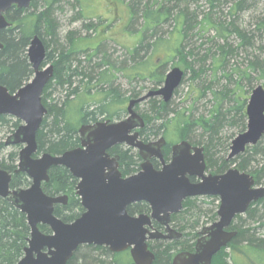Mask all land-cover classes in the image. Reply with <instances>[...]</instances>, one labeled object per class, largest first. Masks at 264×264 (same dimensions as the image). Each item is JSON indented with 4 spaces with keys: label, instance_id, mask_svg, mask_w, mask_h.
<instances>
[{
    "label": "trees",
    "instance_id": "trees-1",
    "mask_svg": "<svg viewBox=\"0 0 264 264\" xmlns=\"http://www.w3.org/2000/svg\"><path fill=\"white\" fill-rule=\"evenodd\" d=\"M63 1L33 0L28 9L13 7L5 15L11 26L0 32V42L4 45V49L0 51V84L8 88L9 91L15 92L33 77L34 72L29 63L27 51L34 36H38L43 41L47 50L43 67L46 65H53L54 67V75L42 95V102L47 109V114L37 134L38 152L36 156L44 153L58 156L79 147V129L83 125L97 123L100 117H102L101 121H112L115 117L118 118L117 121L121 120V115L116 112L115 107L124 103L122 92L112 83L113 77L110 75V71H99L102 66H112L108 56L104 55L99 64L92 65L89 62L87 65H82V62L76 57L78 53H75L72 45V49H66L58 43V23L54 18V12ZM198 1L175 0L172 6L161 5L156 8L146 7L138 10L141 13L144 31L141 32L142 36L138 45L129 52L132 66L129 67L128 77L131 82L149 80L155 86L154 88L161 86L167 74L168 61L158 62L159 59H157L151 63L149 60L143 61L140 55L142 52L149 54L163 44H169L170 48H173L180 58L185 71L193 73V81L201 87V97L209 95L212 98L211 109L209 112L197 116L192 111L173 109L172 100L165 103L163 100L156 101V98L150 99L149 102L153 104H151L150 114L144 118L145 129L140 132V136L142 139L146 136V139L143 140L147 141L150 137L162 135V137L176 138L192 145L203 146L207 170L222 174L238 162L237 169L242 173L251 175L256 185H261L264 181V146L261 144L262 140L255 147H248L244 154L233 160H227L231 142L237 135L245 132L247 128L246 109L248 100H242L238 93L243 89L241 83L247 81L251 86L257 80L263 81L264 84V61L260 57L250 56L248 66L243 71L228 69L231 62L230 57L234 54L235 49L228 40L234 35L241 40L242 47L246 46L252 50H255V41L257 40L254 34L246 35L238 26L228 25L226 20L216 19V15L213 13L204 15L202 20L198 21V15L190 11L191 3H198ZM248 1L234 2L233 8L240 11ZM209 3L212 9L221 6L220 0H209ZM167 24H170L172 29L167 40L164 41L161 37L151 43L145 40L149 31H151V36H156L159 30ZM87 28L94 29L95 27L88 25ZM196 29L200 34L213 32V37H211L213 44L210 48L204 49L206 45L197 47L194 44L192 34ZM258 30L263 34L262 38L264 36V22L259 24ZM71 35L68 38L70 43L73 42ZM48 40L54 44V47L51 48ZM258 50H263V47ZM208 72H212L214 76L222 73L223 78L235 80L234 88H214V82H208L206 79ZM253 74L257 77L256 80ZM186 75L187 73L184 72V79ZM93 81H96L95 85H93ZM97 87L100 89V93L93 95V88L96 89ZM58 91L64 94L63 99L53 100V94ZM72 96L74 98L70 99ZM140 97V93L134 92L130 101ZM90 99L93 100V103L89 101ZM94 104L98 107H94ZM106 114L108 117H104ZM19 124L20 121L0 115V128L17 129ZM228 126L235 127L236 133L224 137L222 133ZM4 148L5 143H0V158ZM124 148V146L116 147L113 152L119 155L120 171L123 177H127L140 171L141 158L138 153H134L133 149L124 150ZM170 149L171 147L168 146L164 151L167 159L170 156ZM16 159V153H10L7 159L1 158L0 169L13 173L17 169ZM77 184L78 180L67 169L53 167L49 171V182L42 185L46 195L68 197L66 206L57 205L54 209V215L64 223L74 222L84 212L80 199L76 195ZM29 186L30 181L24 173L13 175L11 189ZM199 200L200 198L188 199L185 201L183 209L189 210L191 208V210L201 213L200 207L195 205ZM214 200L219 203L218 199ZM218 207V205L215 206L212 222L216 221ZM127 210L130 215L148 214L150 212L149 206L145 203L131 205ZM262 211H264V199L253 203L245 215L236 217L231 229L236 231L237 235L231 243L245 239L254 232L250 227L243 229L242 224L246 220L261 218ZM244 216H246L245 220H243ZM175 218L176 216H173L172 222L176 221ZM198 226V221H194L193 228ZM39 228L44 234L50 233L47 226H40ZM181 228L184 229L182 226ZM30 232L26 216L7 199L0 198V264H17L23 258L24 249L28 246ZM198 236L199 233H195L196 241ZM185 238L183 233L182 239L172 243L157 242L156 249L155 246L149 245L156 256L153 264H172L177 253L193 252L196 241L191 245ZM248 244L255 247L261 246L264 249V241H251ZM180 245L181 247L177 250V246ZM83 249L89 250L93 254L96 252L104 253L110 259V264H134L127 256L128 254H125L126 252L113 254L107 248L96 246L79 247L69 264H77V255ZM224 249L216 254L212 264H227ZM250 252L255 256L260 257L261 255L257 248L250 249ZM86 255L83 254L82 256L83 259L85 258L84 264H87L89 259L92 264H107L99 258H90Z\"/></svg>",
    "mask_w": 264,
    "mask_h": 264
},
{
    "label": "water",
    "instance_id": "water-1",
    "mask_svg": "<svg viewBox=\"0 0 264 264\" xmlns=\"http://www.w3.org/2000/svg\"><path fill=\"white\" fill-rule=\"evenodd\" d=\"M32 1L0 0V32L11 26L5 17L11 8L28 9ZM3 49L0 42V51ZM46 55L43 41L34 36L27 52L33 78L15 92L0 84V115L22 122L6 142L23 146L15 174L24 173L31 181L26 189H11L12 174L0 170V198L7 199L26 216L31 230L24 256L17 264H69L81 246L106 247L113 254L130 250L134 264H153L156 256L148 242L177 241L183 237L171 227L172 215L182 211L183 203L189 198L218 197V220L200 231L194 252L177 253L172 260V264H212L216 254L237 235L236 231L227 230L235 217L263 199L264 188L256 187L251 175L236 168L221 175L207 174L204 149L192 148L187 141L173 146L171 161L166 163L163 137L155 143L140 140L138 130L145 127V122L136 106L154 97L170 102L183 82L184 71L171 69L160 89L131 100L126 119L83 125L79 129V147L58 156L44 153L34 158L38 152L37 134L47 114L42 95L54 75L52 65L43 67ZM246 115V131L232 141L228 161L258 145L264 137L263 86L253 90ZM116 145L138 151L143 163L137 174L122 176L118 158L108 154ZM152 158L162 162V169L153 167ZM53 167H64L78 180L76 195L84 212L72 223H64L54 215L56 205H67V196H49L42 189V183L49 182ZM190 178L199 183H191ZM136 203H147L151 214L130 216L127 208ZM153 222L164 230H154ZM40 225L47 226L50 234L42 233Z\"/></svg>",
    "mask_w": 264,
    "mask_h": 264
},
{
    "label": "rangeland",
    "instance_id": "rangeland-1",
    "mask_svg": "<svg viewBox=\"0 0 264 264\" xmlns=\"http://www.w3.org/2000/svg\"><path fill=\"white\" fill-rule=\"evenodd\" d=\"M237 1L240 0H220L221 6L217 7L216 9H212L209 0H199L198 3H191L190 11L198 15V21H201L204 15L213 13L216 15V19H222L223 21L226 20L228 25L233 24L238 26L240 30L245 32L246 35H249L250 33L254 34V37L257 40L255 41V50H252L246 46L242 47L241 40L234 35L228 40L229 43L235 48L234 54L230 57L231 62L228 66V69H240L243 71L248 66L249 57L252 55H254V57H260V59L264 61V36L261 38L263 34L258 30L259 24L264 22V0H249L240 11L233 8V3ZM174 2L175 0H64L54 12V18L58 23V43L66 49L73 48L74 51H76L75 53H78L76 57L79 58V60L82 62V65H87L89 62H91L92 65L99 64L101 63V59L104 55L109 57V61L112 66H102L99 71H110V75L113 77L112 83L114 84V87L119 88L122 92L124 103L115 107L116 112L121 115L122 120L126 119L128 116L127 107L134 92L140 93L141 96H144L152 90H158L163 85L162 84L161 86L154 88L155 86L149 80H134L131 82L128 77L129 67L132 66L129 52L138 45L142 36L141 32L144 31V26L142 27V18L140 17L141 13H139L138 10H142L146 7L156 8L161 5L172 6ZM88 25H92L95 28L89 29L87 28ZM170 31H172L170 24H167L161 30H159L156 36H151V31H149L145 40H148L151 43L157 40V38L161 37V39L165 41L168 39ZM69 35H71L73 38V42L71 41V43L68 40ZM192 35L194 36L192 37L193 42L197 47L206 45L204 47V49H206L210 48L213 44L211 40V37H213V32L210 34H200V32L196 29L193 31ZM48 42H50V40H48ZM49 44L51 48L54 47V44L51 42ZM260 47H263V50H258ZM140 57L143 58V61L149 60L151 63H154L157 59H159L158 62L168 61L167 72L174 67H178L187 73L184 81L172 98L171 103L173 109H177V111H192L197 116L210 111L212 98L209 97V95L203 98L201 97V87L199 84H197V82L193 81V73L190 71H185L180 58L176 55L175 50L170 48L169 44H163V46L157 48L156 51H152L149 54L142 52ZM208 63L210 65V62ZM222 75V73H218L216 76H214L212 72H208L206 79H208V82H214V88L223 89L226 87L228 89H233L235 80L223 78ZM253 77L255 80L257 79L254 74ZM95 82L96 81H93V85L96 84ZM241 84L243 89H241V91L238 93L241 95L242 100L247 99L249 101L253 90L257 86H263L264 88L263 81L256 80L251 86L247 83V81H244ZM96 93H100V89L98 87L96 89L93 88L92 94L95 95ZM101 94L103 95V93ZM63 95L64 94L60 93V91L55 92L52 96V99H63ZM73 98L74 96L70 97V99ZM158 100H162V98H156V101ZM89 101L93 103L92 99ZM151 104L153 103L147 100L136 107L137 114L140 115L143 120L146 118V116H148V114H150L149 111ZM94 105V107H98V105ZM104 117H108V115L106 114ZM117 119L118 118L115 117L112 121H117ZM101 120L102 117L98 119V121ZM21 124L22 123L20 122L19 126ZM15 130V128L12 129L8 127H1L0 143H6L9 141L10 135H12ZM233 133H236V128L228 126L225 128L222 136L227 137ZM160 137H162V135L150 137V139L145 141L143 140L146 139L145 136L143 139L140 138V140L145 143H155ZM164 138L167 141V145L170 147L181 142V140H177L176 138ZM261 144L264 146V138L262 139ZM22 147L23 146L16 147L14 145L5 146L1 154V158L5 157L7 159V156L10 153H16L17 166L19 163V152ZM124 147V150L128 149V147ZM134 153H138V151L134 150ZM41 155L42 154L36 157H40ZM142 163L143 160L141 159V162L139 163V169L141 168ZM237 166L238 162L236 165L234 164L230 166V169H237ZM208 173L213 175H221L216 174V172L213 170H208ZM258 186L264 188V181ZM214 199H217V197H200V200L197 201L195 205L200 207L201 213L195 212L196 210H191V208L189 210L183 209L179 214L175 215L176 221L171 222V227L177 232H182V234L184 233L186 237L185 240L191 243V245L196 241L194 238L195 233H199L204 227L215 222H212L214 217L213 214L215 212V206H219L220 202L216 203V200ZM261 215L262 217L256 220H246L243 222V229L244 227L247 229L250 227L254 230L253 233L246 237L247 240H245L246 238L240 239L231 243L227 248L224 249L227 264H264L263 247H255L251 244H248L251 241H264V211L261 212ZM245 217L246 216L243 217V220L246 219ZM186 218L187 220H184ZM215 220H218L217 214ZM194 221H198L199 223V226L197 228L195 227V229L193 228ZM260 224L261 226H259ZM181 226L184 227V229L181 228ZM157 242L172 243L174 241H150L149 245L152 247L155 246L156 249ZM180 247L181 245L177 246V250H179ZM249 248L259 249L261 252L260 257L257 255H252ZM107 250L109 251V249ZM83 254H87L86 256L90 258H99V260L105 261L107 264H110L111 262L104 253L96 252L93 254L90 253L89 250L83 249L77 255V264L85 263V258L83 259L82 257ZM125 254H128L127 256H129V258L132 260L129 251H126ZM87 264H92L90 259L88 260Z\"/></svg>",
    "mask_w": 264,
    "mask_h": 264
},
{
    "label": "flooded vegetation",
    "instance_id": "flooded-vegetation-1",
    "mask_svg": "<svg viewBox=\"0 0 264 264\" xmlns=\"http://www.w3.org/2000/svg\"><path fill=\"white\" fill-rule=\"evenodd\" d=\"M6 15V14H5ZM6 17V16H5ZM47 51V50H46ZM53 66V65H52ZM11 92V91H10ZM154 98H157V97H154ZM154 98H150V99H154ZM150 99H148V100H150ZM138 106V105H137ZM136 106V107H137ZM135 110H136V108H135ZM2 116H7V115H2ZM7 117H10V118H12V119H15L14 117H11V116H7ZM15 120H17V119H15ZM122 120V119H121ZM121 120H119V121H121ZM18 121V120H17ZM99 122V121H98ZM101 122H106V121H101ZM110 122H112V123H115L116 121H110ZM87 125H90V124H87ZM145 128V127H144ZM143 128V129H144ZM143 129H141V130H139V133L143 130ZM140 135V134H139ZM140 138H141V136H140ZM142 139V138H141ZM182 142V141H181ZM189 143V142H188ZM190 144V143H189ZM191 146H192V148H195V147H198V148H203L204 149V158H205V148L202 146H196V145H192V144H190ZM6 146V145H5ZM119 146H125V145H116V146H114L112 149H110L109 151H108V154L110 155V157H112V158H118V163H119V170H120V158H119V155H117L115 152H113V150L116 148V147H119ZM168 147V145H167V143H166V145L165 146H163V148H162V155H163V157H164V159H165V162L166 163H170V161H171V157H172V148H173V146L171 147V149H170V156H169V158L167 159V158H165V155H164V151H165V149ZM205 162H206V160H205ZM151 163H152V165H153V167L156 169V170H160V169H162V167H163V165H162V162L160 161V160H158L157 158H152L151 159ZM206 168H207V164H206ZM52 169V168H51ZM50 169V170H51ZM0 170H3V169H0ZM49 170V171H50ZM207 170V169H206ZM3 171H6V170H3ZM8 172V171H7ZM121 172V171H120ZM8 173H10V172H8ZM206 173L207 174H211V173H208V170L206 171ZM10 174H12V173H10ZM12 177H13V174H12ZM190 182L191 183H199V181H197V179H195V178H190ZM12 181V180H11ZM255 186L256 187H258V188H263V187H259L258 185H256V183H255ZM204 198H212V197H204ZM189 199H195V198H189ZM218 199V198H217ZM264 199V198H263ZM188 200V199H187ZM186 200V201H187ZM218 200H220V199H218ZM261 200V199H260ZM259 201V200H258ZM257 201V202H258ZM185 203V202H184ZM256 203V202H255ZM146 205H148L147 203H145ZM253 204V203H252ZM251 204V205H252ZM134 205V204H133ZM250 205V206H251ZM131 206V205H130ZM149 206V205H148ZM150 208V207H149ZM250 208V207H249ZM128 211V210H127ZM217 211H218V209H217ZM248 211V210H247ZM247 213V212H246ZM245 213V214H246ZM129 214V213H128ZM151 214V210H150V212L148 213V214H136V215H130V216H132V217H138L139 215H150ZM217 214V213H216ZM245 214H243V215H245ZM242 215V216H243ZM174 216V215H173ZM237 216H239V215H237ZM236 216V217H237ZM236 217H235V219H236ZM234 219V220H235ZM234 222V221H233ZM232 225H233V223H232ZM232 225L227 229L228 231H233V229H231V227H232ZM153 228L155 229V230H158V231H163V229H164V227L163 226H161L160 224H158L157 222H153ZM200 233V232H199ZM199 237H200V234H199V236H198V239H199ZM197 239V240H198Z\"/></svg>",
    "mask_w": 264,
    "mask_h": 264
},
{
    "label": "bare ground",
    "instance_id": "bare-ground-1",
    "mask_svg": "<svg viewBox=\"0 0 264 264\" xmlns=\"http://www.w3.org/2000/svg\"><path fill=\"white\" fill-rule=\"evenodd\" d=\"M78 250V249H77Z\"/></svg>",
    "mask_w": 264,
    "mask_h": 264
}]
</instances>
